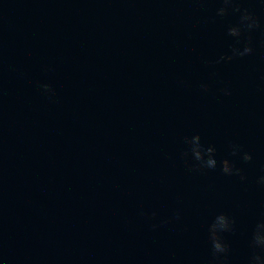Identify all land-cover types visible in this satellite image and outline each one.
<instances>
[{"label":"water","instance_id":"water-1","mask_svg":"<svg viewBox=\"0 0 264 264\" xmlns=\"http://www.w3.org/2000/svg\"><path fill=\"white\" fill-rule=\"evenodd\" d=\"M222 2L0 0V264H249L264 221V4L236 0L260 20L253 52L216 64L243 46ZM194 134L216 169L189 170ZM221 214L232 231L216 257Z\"/></svg>","mask_w":264,"mask_h":264},{"label":"clouds","instance_id":"clouds-1","mask_svg":"<svg viewBox=\"0 0 264 264\" xmlns=\"http://www.w3.org/2000/svg\"><path fill=\"white\" fill-rule=\"evenodd\" d=\"M261 4H264V0H260ZM229 9L234 13H239L238 21L227 29V35L235 38L236 45L243 43V46H230V53L222 54L214 61L219 64L221 62H231L237 58H243L250 55L253 52L251 46V33L260 27V20L254 16L247 8H242L236 0H223L221 6L216 10V15L224 17L228 14ZM39 87L47 94H53L54 90L48 83H40ZM201 90L207 92L209 86L207 83L200 84ZM223 95H230V89L227 87L220 89ZM185 144L189 147L182 153V157H188L191 154L193 163L189 166V170H198L204 172L206 170H214L217 168V148L215 145L209 143L206 147L201 144V136L194 134L191 137L185 138ZM230 154L237 156L241 154V146L235 143H229ZM241 158L244 161H250L252 159L251 154L248 152H242ZM220 171L228 176L239 175L243 180L242 169L236 167L235 162L227 157L219 160ZM257 183L264 185V175L258 178ZM143 215V213H141ZM155 216V213H152ZM178 218V214H177ZM167 223V221H164ZM153 229L158 225L153 224ZM232 231V226L229 218L223 214L217 216L216 222L210 229V244L213 255L219 257L221 254H226L229 250V245L224 240L222 233ZM250 246L253 249V255L249 258V264H264V221L257 223L250 241ZM259 249L261 251L257 252Z\"/></svg>","mask_w":264,"mask_h":264}]
</instances>
